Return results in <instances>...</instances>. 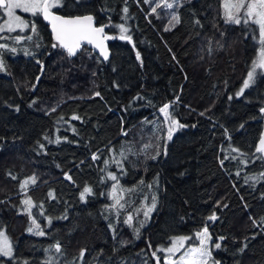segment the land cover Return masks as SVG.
<instances>
[{"label": "trees", "instance_id": "16d2710c", "mask_svg": "<svg viewBox=\"0 0 264 264\" xmlns=\"http://www.w3.org/2000/svg\"><path fill=\"white\" fill-rule=\"evenodd\" d=\"M62 3L55 12L108 25L112 56L103 62L83 46L69 57L52 47L42 16L32 40L0 39L16 49H0V231L14 248L0 264H156L155 249L205 225L213 241L226 238L213 250L218 264H264V159L256 152L264 76L238 96L258 53L244 26L225 22L222 0L183 1L172 28L145 0ZM120 25L131 41L119 38ZM165 103L185 125L171 140ZM30 177L36 183L22 189ZM118 181L122 209L111 198ZM85 187L92 192L81 200ZM33 219L43 236L28 231ZM156 255L163 264L166 254Z\"/></svg>", "mask_w": 264, "mask_h": 264}, {"label": "snow or ice", "instance_id": "6c2138e0", "mask_svg": "<svg viewBox=\"0 0 264 264\" xmlns=\"http://www.w3.org/2000/svg\"><path fill=\"white\" fill-rule=\"evenodd\" d=\"M145 2H150V0H145ZM62 0H0V10L3 11V15L6 19L3 22H0V39H14L16 43L27 39L32 40V35L22 36L16 35L12 37L11 35L5 36L4 33H24L31 32L33 34L37 33L36 23L34 21H28L22 18L17 14V10L23 13L30 14L32 17L42 16L44 20L48 21L51 25V30L54 35L56 43L52 47L59 46L66 50L69 57L77 55V52L80 51L83 45L88 44L92 45L99 50L100 55L107 60L109 57V52L105 45V41L114 39L115 37L105 33V28L108 25L97 26L94 21V16L91 14L84 15H74V16H62L56 14L53 9L63 7ZM172 8L173 4L168 3L167 0H164L163 4H156L152 8V12L156 13L157 8ZM223 8V18L226 23H234L236 25H256L258 27V39H259V54L256 60L253 61L251 70L247 73V79L243 82V87L240 90L239 94H242L245 89L254 83L255 78L258 74L264 73V0H222ZM127 8L124 9V12L127 13ZM172 20L176 23H179V17L173 16ZM120 28V39H127L131 41V36L126 35L128 29L123 25L119 26ZM167 30V29H166ZM39 46V45H37ZM0 49H7L9 51L15 52V48H9L8 44L0 43ZM25 54H28L27 52ZM137 58L139 59V53H137ZM40 63V61H37ZM3 61H0V70L4 69ZM38 79V78H37ZM97 96L100 93H96ZM179 98L177 97V100ZM171 105L165 103L162 107L159 108V112L163 115V123L168 125L167 129V139L171 140L174 132L185 127L177 119H175L170 112ZM264 112V109H261ZM204 113H201L203 115ZM73 120L80 119L78 116H72ZM127 135V133H123ZM58 142V141H57ZM232 151H238V149L233 148ZM257 153H261L258 159H264V137H261L259 141V147L256 148ZM123 156V153L121 154ZM159 155V153H157ZM94 160L98 159L97 156L93 155ZM126 158V157H125ZM155 159V157H153ZM223 165V160H221ZM264 175V174H262ZM110 179L117 181V176L109 174ZM15 179L16 177H12ZM66 179L71 180L70 176H66ZM248 179H252L249 177ZM31 182L32 184L36 183L35 177H30L21 184V188H26ZM143 183V182H141ZM151 187V185H149ZM120 192L124 191L123 189L119 190ZM92 189L85 187L80 194L81 200H84L86 195L91 194ZM118 192V187L113 186V199L115 201L113 207L122 209L124 204L121 203L123 199L122 196L116 195ZM51 196L52 193H49ZM23 204L26 206L25 211L31 216V209L35 206L31 198H27L23 201ZM219 206V205H217ZM227 207V205H225ZM156 208V197L153 196L151 205L144 210L143 215L146 219L149 218L150 213ZM218 217L213 213L208 217L210 221H216ZM133 220L132 215H128L125 223H131ZM32 223L35 225V229L29 228L30 233L43 236L45 233L40 229V225L36 223V220L33 219ZM50 223V221H49ZM260 225H264V218L259 221ZM253 225H257V221L253 219ZM138 233V230H136ZM196 239L199 241L198 246H186L189 240ZM226 239L223 236L217 237L216 241H213L212 234L209 232L207 225L203 227L201 231L195 233L194 237L192 236H176L171 238L170 246L160 247L153 251L152 255L156 260V264H161V258L156 255L157 252L165 253V258L163 264H218V261L214 260L213 250L220 249L221 243ZM151 247V245H149ZM247 247V245H245ZM55 251L59 253L61 247L59 243L55 245ZM243 251V248L241 249ZM84 252L81 251V257H83ZM13 248L11 243L8 240V237L4 232H0V257L12 258ZM47 264H52V260L47 262Z\"/></svg>", "mask_w": 264, "mask_h": 264}, {"label": "rangeland", "instance_id": "374dc122", "mask_svg": "<svg viewBox=\"0 0 264 264\" xmlns=\"http://www.w3.org/2000/svg\"><path fill=\"white\" fill-rule=\"evenodd\" d=\"M183 1H185V0H167L168 3H172V4H173V7H172V8H164V7H161V8H157L156 13H153V12H152V13H153V14L155 15V17H157V18H158V17H159V18H163L162 20H165V19L167 18L168 21H169L170 28H172V27H174V26L176 25V22L172 20V17L175 16L172 10H173V8H175V7H177L178 5H180ZM163 2H164V0H150L149 3L151 4V6H150L151 10H152L153 7L156 6V4H163ZM162 9H164L165 11H167V15H166L165 18H164V16L161 14L162 12H160V11H162ZM222 13H223V8H222ZM17 14L20 15L22 18L28 20V21H34V22L36 23V27H37V20L40 18V16L32 17L30 14L20 12L19 10H17ZM4 19H6V17L3 15V11L0 10V22H3ZM231 24H234V23H231ZM241 25L244 26V28L246 29V30H245V31H246V35H249V36L252 38L253 42L257 45V47H258V53H257V56H258V54H259V49H260L259 39H258V36H259V33H258V27H257L256 25H244V24H241ZM28 33H29V34H28ZM26 34H28V35H32V38H33L34 35H36V34L31 33L30 31H29V32H24V33H19V32H17V33H11V34L4 33L3 35H7V36H8V35H11L12 37H15L16 35L27 36ZM34 37H35V36H34ZM13 40H14V39H13ZM4 44H7V43H4ZM10 47H11V46H10ZM10 47H9V48H10ZM5 51H9V50H7V49H2V53H4ZM257 56L255 57L254 60H256ZM0 61H3V60L0 58ZM3 63H4V61H3ZM252 64H253V62H252ZM4 66H5V63H4ZM251 68H252V65H251ZM251 68L249 69V71L251 70ZM5 71H6V66L4 67L3 70H0V72H5ZM249 71H248V72H249ZM261 76H264V73H260V74H258V75L256 76V78H255L254 83H252V84L249 86V88L245 89L244 92H243L242 94H239L238 96L241 97V96H242L247 90H249L250 88H252V87L255 85L257 79H258L259 77H261ZM245 79H247V75H246ZM245 79H244V80H245ZM243 82H244V81H243ZM242 87H243V83H242V85L240 86V89H239L238 93H240V90H241ZM161 115H162V114H161ZM162 117H163V115H162ZM163 119H164V117H163ZM166 125H167V124H166ZM167 129H168V125H167ZM177 130H178V129H177ZM177 130H176V131H177ZM176 131H175V132H176ZM175 132H174V133H175ZM123 133H126V132H123ZM123 133H122V135L125 136ZM114 174H115V173H114ZM120 184H121V182H120V183H119V181L116 182V186L118 187V192L116 193V195H118V194H119V190L122 189V188L120 187ZM120 196H122V195H120ZM85 198H86V197H85ZM111 198L113 199V189H112V188H111ZM84 200H85V199H84ZM136 223L140 224L139 221L136 222ZM0 232H4V233H5V235L8 237L9 242H10L11 245H12V242H11L9 236L6 234V232H5L4 230H3V231H0ZM198 244H199V241H198ZM198 244L195 245V246H198ZM169 246H170V245H169ZM12 248H13V245H12ZM13 254H14V248H13Z\"/></svg>", "mask_w": 264, "mask_h": 264}, {"label": "water", "instance_id": "95a60500", "mask_svg": "<svg viewBox=\"0 0 264 264\" xmlns=\"http://www.w3.org/2000/svg\"><path fill=\"white\" fill-rule=\"evenodd\" d=\"M55 12V11H54ZM56 14H59V13H57V12H55ZM59 15H61V14H59ZM62 16H65V15H62ZM43 18V17H42ZM44 20V19H43ZM94 21H95V24H96V20H95V18H94ZM44 22H46L47 24H48V26H49V30H50V32H51V34H52V36H53V39H54V35H53V33H52V30H51V25L48 23V21H46V20H44ZM97 25V24H96ZM105 33H106V31H105ZM54 41H55V39H54ZM56 42V41H55ZM105 45H106V47H107V50H108V52H109V57H108V59L107 60H104V58L100 55V53H99V50L98 49H96L95 47H93L92 45H88V44H85V45H83V46H87V47H89L93 52H94V54L95 55H97L103 62H107V61H109V59L111 58V56H112V54H111V50H110V46H109V43L107 42V41H105ZM63 49V48H62ZM82 49H83V47H82ZM82 49L80 50V51H78L77 52V55L82 51ZM63 50H65V49H63ZM66 51V50H65ZM76 55V56H77ZM76 56H73V57H76ZM263 114H264V112H262ZM261 137H264V128H263V131H262V134H261ZM261 137H260V139H261ZM260 139H259V141H260ZM259 141H258V143H257V146H256V148L257 147H259ZM260 155H262L261 153H259Z\"/></svg>", "mask_w": 264, "mask_h": 264}, {"label": "flooded vegetation", "instance_id": "af4514ba", "mask_svg": "<svg viewBox=\"0 0 264 264\" xmlns=\"http://www.w3.org/2000/svg\"><path fill=\"white\" fill-rule=\"evenodd\" d=\"M54 10V9H53Z\"/></svg>", "mask_w": 264, "mask_h": 264}]
</instances>
